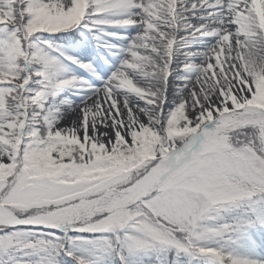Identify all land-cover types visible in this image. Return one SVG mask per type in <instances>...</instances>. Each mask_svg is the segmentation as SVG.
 <instances>
[{"label": "snow or ice", "instance_id": "6c2138e0", "mask_svg": "<svg viewBox=\"0 0 264 264\" xmlns=\"http://www.w3.org/2000/svg\"><path fill=\"white\" fill-rule=\"evenodd\" d=\"M0 264H264V0H0Z\"/></svg>", "mask_w": 264, "mask_h": 264}]
</instances>
